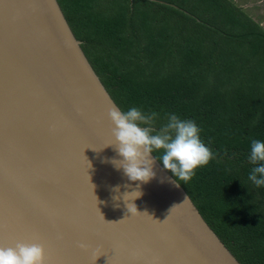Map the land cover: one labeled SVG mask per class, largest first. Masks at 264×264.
<instances>
[{"label":"water","instance_id":"95a60500","mask_svg":"<svg viewBox=\"0 0 264 264\" xmlns=\"http://www.w3.org/2000/svg\"><path fill=\"white\" fill-rule=\"evenodd\" d=\"M113 107L57 0H0V246L40 243L45 264H242L153 154L148 182L114 167Z\"/></svg>","mask_w":264,"mask_h":264},{"label":"trees","instance_id":"16d2710c","mask_svg":"<svg viewBox=\"0 0 264 264\" xmlns=\"http://www.w3.org/2000/svg\"><path fill=\"white\" fill-rule=\"evenodd\" d=\"M57 2L122 113L157 112L152 134L170 114L196 123L212 159L187 182L167 172L239 262L264 264V186L249 179L251 141H264V29L232 0Z\"/></svg>","mask_w":264,"mask_h":264},{"label":"clouds","instance_id":"9594fccd","mask_svg":"<svg viewBox=\"0 0 264 264\" xmlns=\"http://www.w3.org/2000/svg\"><path fill=\"white\" fill-rule=\"evenodd\" d=\"M108 115L113 124L115 150L121 157V159H112L111 163L118 170L122 169L132 182L145 183L154 177L152 171L154 161L151 156L160 150L163 151L159 160L162 161L164 169L185 182L195 175V169L207 165L212 159L213 153L201 141L200 129L192 120H183L175 114H170L167 124L159 132L152 134L153 129L150 125L158 118L157 112L145 114L134 107L122 113L113 107ZM141 125H149V127ZM250 161L259 166L252 168L249 179L258 187L264 186V141L255 139L251 141ZM129 186L125 185V187ZM139 187L138 183L136 188ZM114 191L118 192L119 186ZM140 195L141 192L138 190L124 194L123 199L127 202L128 213L133 215L139 213L136 205L129 201ZM186 199L187 197L184 202ZM178 205L180 204L174 205L169 210V214ZM140 214L153 218L146 211ZM118 222L120 221L108 223ZM80 247L86 249L87 246L81 244ZM0 264H45V248L40 243L24 242H17L15 247L0 246Z\"/></svg>","mask_w":264,"mask_h":264},{"label":"rangeland","instance_id":"374dc122","mask_svg":"<svg viewBox=\"0 0 264 264\" xmlns=\"http://www.w3.org/2000/svg\"><path fill=\"white\" fill-rule=\"evenodd\" d=\"M236 4L246 5V9L249 13L256 19L258 22H262L264 20V15L260 13V9L264 10V0H234ZM245 3V4H244ZM252 4V5H249ZM251 6V7H250ZM252 9V12L249 10Z\"/></svg>","mask_w":264,"mask_h":264},{"label":"crops","instance_id":"0c3cea01","mask_svg":"<svg viewBox=\"0 0 264 264\" xmlns=\"http://www.w3.org/2000/svg\"><path fill=\"white\" fill-rule=\"evenodd\" d=\"M235 4H236V2L234 1V0H232ZM245 4V3H244ZM238 5V7H240L242 10H243V12L245 13V14H247L255 23H257L259 26H261L263 29H264V20L261 22H258V20H256L250 13H249V11L246 9V5L244 6V5H241V4H237ZM249 5H252V4H249ZM251 7V6H250ZM249 10L252 12V9L251 8H249ZM260 11V13L261 14H263L264 15V10L263 9H260L259 10Z\"/></svg>","mask_w":264,"mask_h":264}]
</instances>
